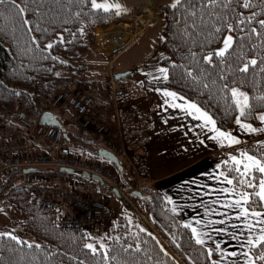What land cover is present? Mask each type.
<instances>
[{
	"label": "trees",
	"instance_id": "1",
	"mask_svg": "<svg viewBox=\"0 0 264 264\" xmlns=\"http://www.w3.org/2000/svg\"><path fill=\"white\" fill-rule=\"evenodd\" d=\"M160 2L149 0L164 21L161 46L165 55L146 65L167 67V79L156 85L198 105L223 130L232 129L237 118L258 122L259 114L264 112V28L259 25L264 20V0H179L172 5ZM246 2L252 7L244 8ZM135 8L96 9L92 0H10L0 6V114L12 116L13 104L19 99L27 105L29 115H37L47 95H54L64 85L78 83V74L67 76L60 71L64 66L72 67L64 60L83 59L93 43L92 32L96 27L129 19ZM227 30L233 36L231 48L223 57L212 54L209 62L205 54L220 43ZM253 59L256 65H251ZM246 64L248 71L244 72L241 69ZM234 86L247 93L244 116L238 112L232 95ZM64 135L73 149L114 164L98 154L99 148L108 146L105 139L98 141L71 129H65ZM242 150L264 160V148L254 141L244 143ZM227 151L236 153L231 147L220 154L225 156ZM116 167L124 185L135 187L133 168L129 166L125 171L121 164ZM236 167L243 170L229 158L221 163V171L230 179L238 176ZM254 175L256 188H246L236 180L231 188L237 194H253L251 199L257 203L249 209L260 210L262 206H258V197L254 195L259 189L260 174ZM137 190L141 194L135 196L150 224L183 264H217L214 258L219 251L196 243L190 228L172 212L164 195L152 187ZM0 202L17 218L19 230L37 239L27 242L1 234L0 264H179L152 234L127 215L118 216L106 244H94L90 249L87 227L56 226L54 212L31 203L26 186H15L0 197ZM250 252L256 263L264 264L258 258L264 254V246L250 247Z\"/></svg>",
	"mask_w": 264,
	"mask_h": 264
},
{
	"label": "crops",
	"instance_id": "2",
	"mask_svg": "<svg viewBox=\"0 0 264 264\" xmlns=\"http://www.w3.org/2000/svg\"><path fill=\"white\" fill-rule=\"evenodd\" d=\"M96 2L100 3V0H96ZM139 4L133 3L131 5L123 0L112 2L109 4V8L128 10ZM115 5H119V8H116ZM134 17L135 15H132L130 19L112 23L106 27H96L93 30V43L87 51L99 60L90 61L91 63L110 64V61L120 51L136 39L148 24L144 23L137 30L132 31L131 26L134 23ZM112 27L115 28L112 29ZM98 31L101 33L99 34ZM83 59L86 64L88 60L84 56ZM119 66L116 71L126 70L130 67L125 63ZM151 68H154V66L148 67L145 65L141 69ZM165 68L167 69L166 66ZM112 73H114L113 69L105 72L102 78L109 82ZM162 74L164 75V73ZM164 80V76H161V74L157 78H151V80L146 78L140 84L142 88L139 87L138 90H135L129 82H126V85L123 83L125 93L122 98L127 97V101L126 104L124 101L121 106L119 105V109L111 106L114 99L112 91L109 88L101 89L102 85L97 80L89 82L88 87L83 81L79 85L83 87L86 84L87 90L94 93L95 107L98 112H105L108 125L115 126L116 123L119 125V133L118 131L111 133L113 139L101 133L100 140L105 139L108 142L107 148L118 150L126 161L128 168L129 164L132 166L136 164V166H133V170L136 172L137 185L139 187L155 188L164 195L172 212L183 223L191 225L189 228L195 239L196 236L193 234L192 228L197 230V233L204 240L203 245L217 249L216 245L219 244L220 248L217 249L219 254L214 258L217 264H248L249 260L254 261V264H258L250 252L251 246L248 245L247 241L249 239L255 241L261 235L260 229L264 228V224L257 223V221L264 220V216H249L247 219L241 218L238 220L236 216L240 210L225 207L226 204L239 199V194L235 193L231 185L225 182L224 176L227 175L221 171V163L226 158L232 160L231 157L233 156L243 161L241 153L255 156L243 151L242 146L248 141H254L264 148V127L257 128L255 132L249 131L245 136L236 133L239 132L238 129L236 131L231 129L229 134L239 140L238 144L221 140L217 138V133L211 130V125H205L202 119L195 118V114H189L191 110L187 109V105L193 102L168 88L156 85ZM165 91L176 93L177 98L164 96ZM154 92L160 93H158V96H154ZM129 104H132V106L128 109ZM173 104L182 107H172ZM109 106L111 109H109ZM197 107L199 106L197 105ZM200 110L206 112L202 108ZM135 112L137 113L136 122L134 124L129 123L130 128H123V117L125 121V115L128 113L133 115ZM207 114L212 118L209 113ZM112 116L117 120L113 119ZM108 118H112L111 121ZM255 124H260V119ZM215 126L220 132H227L219 128L216 123ZM237 126L239 125L237 124ZM118 134L125 140L123 153L122 148L117 149L112 144L114 140H118ZM140 141L143 146L140 145ZM41 146L46 147L44 143ZM231 147L235 148L236 153L227 151L225 156L220 154L221 151ZM73 150L77 151L76 149ZM80 152L86 158L92 157L85 152ZM96 159L93 158L95 161L110 164L111 167H114L112 163ZM240 166L243 169V163ZM140 173L142 181L138 177ZM221 173L224 175H221ZM92 181L91 177L85 176V182L77 187L78 191L96 195L97 191L101 190L107 197L119 203L118 198L111 194L108 188L103 187L100 189L98 184L94 185ZM127 209L130 208L125 206V214L129 212ZM249 210L252 211L253 209ZM255 211L264 212V206H262V209ZM72 213V209L66 204L62 205L59 212L61 215H72ZM141 215L148 220L147 216ZM221 220L224 223H218ZM248 224L253 225L251 230L248 229ZM89 227L94 228L95 226L89 224L87 228L89 229ZM233 252L236 253L235 256L231 255Z\"/></svg>",
	"mask_w": 264,
	"mask_h": 264
},
{
	"label": "built area",
	"instance_id": "3",
	"mask_svg": "<svg viewBox=\"0 0 264 264\" xmlns=\"http://www.w3.org/2000/svg\"><path fill=\"white\" fill-rule=\"evenodd\" d=\"M154 18L153 13L148 21L153 22ZM109 84L114 97L112 106L116 104V98L125 93V88L113 79H110ZM27 111V105L18 99L13 104L12 116L0 114V196L15 186H26L29 201L51 209L55 214L54 224L62 228H83L98 221H110L112 207L101 190L96 195H90L77 189L85 182L83 172H87L98 175L108 187L117 189L120 204L116 210L127 205L139 213L136 208L137 199L132 194L133 188L124 185L114 167L74 151L66 143L64 131L60 127L40 121L44 112H68L80 129L88 130L90 125H94L92 133H103L108 121L105 112L97 111L93 92L84 90L80 85L59 89L54 95L44 98L37 115H29ZM113 127L119 133V125L116 123ZM118 139L124 150V141L119 134ZM42 143L46 147L41 146ZM92 183L97 184L95 180ZM63 204L72 209V215L59 214ZM143 228L179 264H183L148 221Z\"/></svg>",
	"mask_w": 264,
	"mask_h": 264
},
{
	"label": "rangeland",
	"instance_id": "4",
	"mask_svg": "<svg viewBox=\"0 0 264 264\" xmlns=\"http://www.w3.org/2000/svg\"><path fill=\"white\" fill-rule=\"evenodd\" d=\"M121 1H123V0H100V3L109 5L112 2L115 3V2H121ZM176 2H177V0H161L160 4L172 5ZM125 3H129L131 5L133 3H135V4L141 3L138 6H135L136 8L132 14V15H135L134 23H132V26H131L132 31L137 30L138 27L144 25V23L148 24L147 27L142 32H140V34L136 37V39L133 42H131L125 49L120 51L116 55V57H114L110 61V64H108V65L107 64L102 65V64H98V63L97 64L91 63L90 61H95V60H99V59H97L96 57H93V55L89 51H86L84 54L85 59L88 60V62L86 64L84 63V59H80L79 61L64 60L65 62L72 64L71 65L72 67L64 66L61 68L60 71L63 70L64 74H66L67 76L73 75V74H78L80 81L78 83H73L71 85H64L61 89L79 86V83L82 81L85 82L87 84V85L86 84L85 85L88 87L89 82H92V81L95 82V80H97V82L102 85L101 89L110 88V84H109L108 80L103 79L102 75H104L105 72H108L111 69H113L114 72H119V71H116L117 67H120L119 65H121L123 63L127 64V66H130L129 69H126V70H132V72L127 77L119 80V82H121V84L125 83V85H126V82L127 83L129 82L130 85L135 90H138L139 87L142 88L140 86V84L146 78L151 80V78L152 79L157 78L158 76H160V74H161V76H165V74L163 75L159 71V69H161V68L166 69L163 64H157L154 66V68L147 69V70L141 69L142 67H144L145 65H147L149 63L158 62L165 55V51L161 46L162 28H163V24H164L163 19L161 17L157 16L155 8L150 5L149 0H125ZM145 8H149L151 10L146 12ZM153 13L155 14L154 21L149 22L147 18L149 15L152 16ZM123 20H127V19H121V20H118L116 22L123 21ZM116 22H112V23H116ZM112 23H110V24H112ZM109 25H107V26H109ZM104 27H106V26H104ZM114 28L115 27H112V29H114ZM117 28H118V26H117ZM229 35L232 36V33L229 30H227L223 34V37H222L220 43L218 45H216L212 51L207 52L205 54V57L211 56L212 54H215L217 51L222 49L224 46V44H223L224 38L229 36ZM90 46H89V48H90ZM152 69H154V70H152ZM126 70H122V71H126ZM146 71H148V72H146ZM85 85H83V88H84V90L88 91L87 88L85 87ZM127 85H129V84H127ZM233 89H236L238 92H241L245 96H247L246 91L242 87L234 86L232 88V90ZM154 93H152V94H154V96H158V93H160V92H154ZM234 99L236 101V106H237L238 112H240V108L237 105L238 97H234ZM240 99H242V98H240ZM124 101L126 104L127 97H125V98H122V96L118 97V99H116V104H112L113 108L117 107L119 109L121 104L124 103ZM131 106H132V104H129L128 109ZM54 114H55V117L57 118V120L61 123V125L65 129H67V130L71 129V130L77 131L79 133L91 135L92 137H94L96 139L97 138L100 139V137H101L100 135H95L91 132L92 130H94V125H90V129H88V130H83V129H80L78 126L74 125V123L71 119V115L68 112L58 111V112H55ZM136 115H137L136 112L133 115L128 113L127 115H125V121H124V117L122 115V117H123V119H122L123 128L124 127H125V129L130 128L129 123L134 124L136 122ZM260 115H264V112L260 113L259 117H260ZM30 120L33 121L32 118ZM124 122H125V124H124ZM241 123L248 124L254 129L264 127V121H261V120H260V124L248 123V122H241ZM238 125L239 126H237V122H235L234 126L232 127V130L236 131V129H238L239 132H236V133H238L242 136H245L249 133V131L242 128L240 126V124H238ZM223 131H227L226 133H229L231 131V129L230 130H223ZM113 132H115L114 127L112 125H108V126H106L103 133L106 135V137L109 138V137H111L110 135ZM87 137L92 138L90 136H87ZM98 141H100V140H98ZM123 141H124V147H125V140H123ZM112 144L115 148L121 149L119 139L114 140V143H112ZM140 145L143 146V143L141 141H140ZM69 147H70V145H69ZM70 148H72V147H70ZM116 153L118 154L120 164L122 165V167H124V170L125 171L128 170V165H127L126 161L124 160V158L121 156V153L120 152H116ZM128 154H129V156L131 155L130 152ZM129 166L133 168V166H136V164H134L133 166L131 164H129ZM138 177H139V180L142 181L141 173ZM0 197H2V196H0ZM112 200L113 199H110L109 197H107V202L112 207L111 214H110L111 218L109 219L110 221H108V219L103 220V221H98V222L92 223L95 226L94 228L89 227L88 231H89L90 237L88 240V244L93 245V247L96 246L94 244H100L102 246L104 244H106V240L109 238V235L111 233V227L115 222L118 221L119 215H125V216L127 215L128 217H130L132 219L131 211H133V210L130 207H129L130 209H127L129 211V212H127L128 214H125V208H122L119 211L116 210L119 203H117V201H115V200H113V201ZM136 208L139 211V213H137L138 215L135 214L136 217L138 218L137 223L139 225H141L142 227H144L146 225L147 221L145 220V218L143 216L141 217L139 214L145 215L146 211L142 207L140 201H138V200L136 203ZM20 227L21 226H20L17 218L11 213V210L8 208V206L5 205L4 203L0 202V235L1 234L13 235L15 238H17L19 240H25L27 242L37 241V239L34 235L26 234L22 230H19Z\"/></svg>",
	"mask_w": 264,
	"mask_h": 264
},
{
	"label": "snow or ice",
	"instance_id": "5",
	"mask_svg": "<svg viewBox=\"0 0 264 264\" xmlns=\"http://www.w3.org/2000/svg\"><path fill=\"white\" fill-rule=\"evenodd\" d=\"M10 0H0V6L4 5L5 3H9ZM177 3H179V0H177ZM15 6V5H13ZM175 6V5H173ZM244 8H251L252 4L250 2H246L242 5ZM92 7L96 9H104L108 10L110 7L107 4H100L97 3L96 0H92ZM116 8H119V5H115ZM255 13L253 14L254 18ZM249 18V19H252ZM259 25L261 28H264V20L259 21ZM231 30V29H230ZM251 31L256 32V29H252ZM223 48L220 49L215 53L216 56L218 57H223L225 53L231 48L233 44V37L231 35L227 36L224 38L223 41ZM49 48L52 47V45H48ZM206 59L211 62L212 61V56L206 57ZM251 65H256L257 61L256 60H251L250 61ZM244 72L248 71V65L246 64L243 69H241ZM161 73H164V79H167V69L161 68L159 69ZM164 96L166 97H172L173 99H176V93L174 92H168L165 91L163 93ZM232 95L234 97H238L237 99V105L240 108V115L244 116L245 115V108L248 107L247 103V96H245L243 93L238 92L236 89L232 90ZM242 98V99H240ZM172 107H182L181 105L173 104ZM187 109H190L191 111L189 112L190 115L195 114L196 119H202L205 122V125H211V130L217 133V138L221 140H228L233 144H238L239 140L235 139L232 137L229 133L225 132H220L216 126H215V121L206 113L202 112L199 107H197L196 104L190 103L187 105ZM259 119L261 121H264V115L260 116ZM237 124H240V126L248 131L255 132L257 129L252 128L248 124H243L241 123L240 119H237ZM241 156L243 157V161L238 160L235 156L231 157L232 161L235 162L236 165H241L243 163V170H241L240 167H236L234 171L238 174V176L234 177L233 179H229L228 176H224V180L227 184L232 185L234 183V180H236L241 186H244L246 188H256L257 183H254V181H257V177L254 175V173H259L260 178L258 179V187L259 191L255 192L254 195L258 197L259 205L258 206H264V160L258 159L255 156L248 155L247 153H241ZM221 175H224L221 173ZM229 191V190H225ZM253 194L243 192L239 194V199H236L234 202L226 204L225 207L228 208H236L239 209V214L236 216V219H241L245 218L247 219L249 216L252 217H261L264 216V212L260 211H255L252 210L250 211L249 208L251 204H256V200H252ZM247 206V207H246ZM199 223V221H198ZM218 223H224L223 220L219 221ZM257 223L264 224V220H258ZM185 227H191V225H185ZM235 227V225H234ZM248 229L251 230L253 228L252 224L247 225ZM193 234L196 236V243L197 244H204V240L201 238L200 234L197 233V230L195 228H192ZM261 235L254 241L252 239H249L247 241L248 245H250L252 248H257L260 246H264V228L260 229ZM15 239V237H13ZM88 248L92 249L93 246L91 244L87 245ZM217 249L220 248V245H216ZM95 251V249H93ZM209 255H211V251L209 250ZM231 255L235 256L236 253H232ZM247 255V254H245ZM261 261H264V254L259 255L258 257ZM248 264H254V261L249 260Z\"/></svg>",
	"mask_w": 264,
	"mask_h": 264
},
{
	"label": "water",
	"instance_id": "6",
	"mask_svg": "<svg viewBox=\"0 0 264 264\" xmlns=\"http://www.w3.org/2000/svg\"><path fill=\"white\" fill-rule=\"evenodd\" d=\"M132 72V70H126V71H119V72H114L111 74V77L114 79V80H120V79H123L125 77H127L130 73ZM40 121L42 123H45V124H53V125H57L59 126L61 129H64V127L61 125V123L54 117V115L52 113H49V112H44L42 115H41V118H40ZM98 154L105 158V159H108L110 161H113L117 166H119V160H118V157L117 155L109 150V149H106V148H99L98 149ZM65 170H70V169H65ZM84 175L86 176H90L91 178L95 179L100 185L104 184L103 180L98 176V175H95V174H88L87 172H83ZM111 191L112 193L117 197L119 198L120 195L117 191L116 188H111ZM135 195L139 196L141 193L140 191L138 190H134L133 192Z\"/></svg>",
	"mask_w": 264,
	"mask_h": 264
},
{
	"label": "bare ground",
	"instance_id": "7",
	"mask_svg": "<svg viewBox=\"0 0 264 264\" xmlns=\"http://www.w3.org/2000/svg\"><path fill=\"white\" fill-rule=\"evenodd\" d=\"M150 10H151V9H149V8H145V11H146V12H148V11H150ZM149 13H150V12H149ZM150 14H151V13H150ZM151 17H152V16L149 15V18H151ZM149 18H148V19H149ZM142 19H143V18H142ZM98 33L100 34L101 32L98 31Z\"/></svg>",
	"mask_w": 264,
	"mask_h": 264
}]
</instances>
